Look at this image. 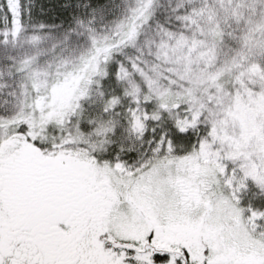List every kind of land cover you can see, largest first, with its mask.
Returning a JSON list of instances; mask_svg holds the SVG:
<instances>
[{
	"label": "snow or ice",
	"instance_id": "obj_1",
	"mask_svg": "<svg viewBox=\"0 0 264 264\" xmlns=\"http://www.w3.org/2000/svg\"><path fill=\"white\" fill-rule=\"evenodd\" d=\"M46 3L65 48L31 69L26 110L0 113V264H264V43L227 57L218 22L171 8L199 45L181 100L136 51L159 0L116 39L96 29L107 0H0V46ZM73 36L87 55H62Z\"/></svg>",
	"mask_w": 264,
	"mask_h": 264
},
{
	"label": "rangeland",
	"instance_id": "obj_2",
	"mask_svg": "<svg viewBox=\"0 0 264 264\" xmlns=\"http://www.w3.org/2000/svg\"><path fill=\"white\" fill-rule=\"evenodd\" d=\"M36 2L38 5L37 0ZM48 2L51 3L52 0ZM142 2L144 0H110L105 18L96 21L99 36L116 39L114 33L128 26L133 10ZM159 3L161 7L152 21V26L143 29L145 43L136 51L140 53V60L143 61V71L151 74L159 90L181 100L184 99L185 81H196L202 76L198 63L199 45L194 42L193 29L186 27L185 21L177 20L170 11L171 8L177 4L181 5V10L195 8L200 15L192 18L201 22L205 32L210 23L218 22L224 33L223 52L227 57L238 55L245 47L248 50L246 54H251L258 45L264 43V0H159ZM33 16L34 19L26 20L22 28L18 25L17 35L8 40L7 47L0 46V113L4 116L25 111L30 97L27 83L32 73L14 76L11 67L26 58L31 68L52 71L55 68L54 54L65 48L66 24L57 18L50 19L47 15L37 16V12ZM156 20L168 29H174L171 37L165 35L164 29L157 26ZM41 22L44 26H41ZM181 33L184 34V40L177 45L176 38ZM188 47H191L190 53ZM89 50L86 37L73 36L62 55L72 59L81 54L87 55ZM9 55L12 59L6 58ZM50 60L53 61L51 67L46 63ZM134 71L139 69H130V72ZM249 111L246 105H240L242 117H247ZM250 196L249 193L246 199Z\"/></svg>",
	"mask_w": 264,
	"mask_h": 264
},
{
	"label": "trees",
	"instance_id": "obj_3",
	"mask_svg": "<svg viewBox=\"0 0 264 264\" xmlns=\"http://www.w3.org/2000/svg\"><path fill=\"white\" fill-rule=\"evenodd\" d=\"M38 1V5H39V3H40V0H37ZM109 1L110 0H107V3H109ZM77 2L81 5V10L83 11V6L84 5H86V4H90V2H91V0H77ZM47 7H48V4L46 3L45 4V9L47 10ZM42 15H47L46 17H48V18H57V20H61L60 18H58V17H56L53 13H51V12H49V11H47V13H40L39 11H37V16H42ZM62 21V20H61ZM26 58H22V61H17L16 63H15V65H13L12 67H11V71H13V73H14V76H19V75H22V73H26V74H30V72H31V67H30V65L27 63V60H25ZM29 67H28V66ZM17 68H24L25 69V71H22V72H20V74L19 73H16V69ZM23 76V75H22Z\"/></svg>",
	"mask_w": 264,
	"mask_h": 264
}]
</instances>
